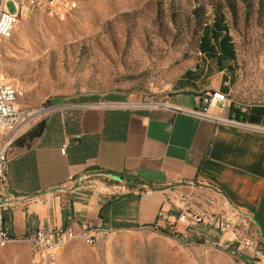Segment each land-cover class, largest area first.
<instances>
[{
    "label": "rangeland",
    "instance_id": "1",
    "mask_svg": "<svg viewBox=\"0 0 264 264\" xmlns=\"http://www.w3.org/2000/svg\"><path fill=\"white\" fill-rule=\"evenodd\" d=\"M71 1L68 12L26 13L12 38L1 40L2 73L24 93L19 108L33 116L25 134L53 103L155 105L227 83L234 108L264 106V0ZM221 16L237 53L223 67L200 50L205 25ZM187 71L199 79L179 84ZM169 233L106 232L94 245L76 238L57 264H246L223 247L185 244ZM0 264L43 263L18 239L0 245Z\"/></svg>",
    "mask_w": 264,
    "mask_h": 264
},
{
    "label": "crops",
    "instance_id": "2",
    "mask_svg": "<svg viewBox=\"0 0 264 264\" xmlns=\"http://www.w3.org/2000/svg\"><path fill=\"white\" fill-rule=\"evenodd\" d=\"M185 97L167 102L183 110L200 107V96ZM240 108L220 116L257 128L172 109L51 104L41 118L48 125L42 138L9 154L0 215L12 241L39 228L79 230L85 221L102 227L101 234L184 231L172 212L183 194L199 215L251 216L264 247V106L249 107L247 114ZM192 229L210 233L201 225ZM253 256L247 252L241 260L250 264Z\"/></svg>",
    "mask_w": 264,
    "mask_h": 264
},
{
    "label": "built area",
    "instance_id": "3",
    "mask_svg": "<svg viewBox=\"0 0 264 264\" xmlns=\"http://www.w3.org/2000/svg\"><path fill=\"white\" fill-rule=\"evenodd\" d=\"M10 3L13 5L14 11L8 8V4ZM55 5H62L63 10H65V2H61V0H0V44L4 37L12 38L15 29L26 13H45L51 11ZM14 85L5 77L0 67V131L2 132L0 144V204L5 200L2 194L3 190L9 184L8 164L10 150L15 141L25 134L26 131L24 129L33 125V116L21 110L15 104L13 99ZM98 106L123 109H172L175 111H185L194 117L210 119L219 123L257 128L245 122L221 117L220 113L231 110L232 104L229 94L215 89H211L200 96V107L191 110H183L180 107L170 105L168 102H161L155 105L127 102L98 104ZM215 110L219 111L218 115ZM240 111L247 114L249 107L242 106ZM62 152L64 153L65 150L63 149ZM193 188H195V185H193ZM187 198L183 194H180L172 207V212L177 213L178 223L186 225L187 229L184 231L174 229L171 231L172 235H175L179 241L185 244L205 242L210 245H223L229 252L235 254L239 260L247 252H250L254 255L253 261L250 264H262L264 260V247L261 246L258 234L252 228L251 216L243 215L239 211L233 217L221 214L199 215L193 212L192 209L187 208ZM26 200L29 199L26 198ZM194 225L204 226L210 233L204 234L195 231L192 229ZM102 232V227H97L92 222L85 221L79 230H74L73 228H39L32 231L24 240L31 242L32 245H38L40 248V257H36L38 262L57 264L55 247L58 244L76 238H86L90 241V245H94ZM213 232L217 233L218 236L212 235L211 233ZM5 237L12 236L6 226L4 216L0 215V239Z\"/></svg>",
    "mask_w": 264,
    "mask_h": 264
},
{
    "label": "trees",
    "instance_id": "4",
    "mask_svg": "<svg viewBox=\"0 0 264 264\" xmlns=\"http://www.w3.org/2000/svg\"><path fill=\"white\" fill-rule=\"evenodd\" d=\"M4 40L8 39H3L2 41ZM200 50L206 56L216 60L220 67H223L225 63L234 62L236 60L237 53L235 45L229 32V28L225 23L224 16H221L213 24L205 25L200 41ZM197 79H199L198 74H195L193 71H187L181 77L179 84H188L191 80L195 81ZM221 90L227 92L228 88L223 85ZM233 112L238 113V110H236L232 105L231 113ZM261 113L264 114V110H262ZM47 127V121L42 120L32 130L28 131L26 134L16 140L14 146L20 148L30 147L31 144L42 138ZM4 221L6 222L5 216ZM162 233L167 235L169 234L168 231L163 230Z\"/></svg>",
    "mask_w": 264,
    "mask_h": 264
},
{
    "label": "bare ground",
    "instance_id": "5",
    "mask_svg": "<svg viewBox=\"0 0 264 264\" xmlns=\"http://www.w3.org/2000/svg\"><path fill=\"white\" fill-rule=\"evenodd\" d=\"M61 2H65V10H63L62 5H55V7L53 9H51V11H47V12H49V13L68 12L71 9V7H72V1L71 0H61ZM9 38H11V37H4L3 39H9ZM23 96H24L23 91L18 86L14 85V87H13V99L15 101V104L18 105L19 101L23 98ZM9 241H12V237L2 238V239H0V245H3ZM87 241L90 243V241L88 239H87ZM28 243L34 249L35 261H38L36 259V257H40V248L38 247V245H32L31 242H28ZM64 244H66V242H61L60 244L57 245V247H55L56 262H58V259H59V256H60V253H61V250H62ZM215 246L223 247L226 251L229 252V250H227L226 247L223 245H215ZM229 253L233 257H236L235 254H233L231 252H229Z\"/></svg>",
    "mask_w": 264,
    "mask_h": 264
}]
</instances>
